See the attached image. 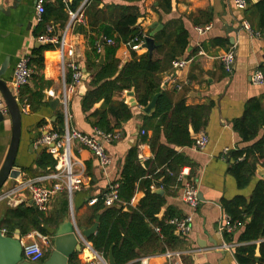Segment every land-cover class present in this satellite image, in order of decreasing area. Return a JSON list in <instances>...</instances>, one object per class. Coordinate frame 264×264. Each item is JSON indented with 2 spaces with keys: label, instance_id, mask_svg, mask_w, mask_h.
Segmentation results:
<instances>
[{
  "label": "crops",
  "instance_id": "1",
  "mask_svg": "<svg viewBox=\"0 0 264 264\" xmlns=\"http://www.w3.org/2000/svg\"><path fill=\"white\" fill-rule=\"evenodd\" d=\"M58 1L60 0H47L45 3L44 9L46 6H51L54 12L46 24L45 34L42 36L47 35L46 28L48 26L53 27V36L60 38L65 34L64 48L66 52L63 59L59 56L58 44L38 42V38L41 36L36 35L39 23L35 14L36 0H0V68L7 59V66L1 78L7 83L15 97L18 92L13 88L11 81L13 69L18 60L24 55H28L30 59L35 58L33 54L35 50L44 45L53 46V49L42 53L43 61L40 69L32 66L33 75L27 88L32 92H40L43 98L37 110L27 109V112L22 115V133L16 158V168L20 170V176L17 179L8 180L0 193V219L9 207L33 206L30 204L29 191L23 185L28 182H37L39 185L49 183L47 178L51 175V169L44 171L35 165V160L43 148L34 147V142L56 128L58 115L62 114L59 102L60 93L63 85L69 84L67 78L72 72L69 67L71 63L86 78L69 98L70 126L77 131L91 133L94 130L93 123L95 121L91 114L102 109L103 102L101 101L94 105L93 110L84 111L82 98L87 91L93 89L89 82L99 70V66L104 63L102 44L105 39L97 34L96 26H87L83 17L82 20L72 22L69 26L68 11L71 10L67 7V2H71V0L63 2L65 4L64 13L68 19L61 26ZM87 1L84 0L80 6L84 7ZM157 1L143 0L141 3L135 4L139 7L141 15L136 26L144 36H148L154 31L161 30L166 22L180 19L188 33V46L183 56L178 58L190 60L185 69L178 71H174L172 62L170 63L167 71L161 74V90L169 93L173 102L184 97L186 106L205 105L212 102L213 108L202 130L208 136V143L203 150H196L193 147H172L193 164L192 166L185 165L180 169V171L186 170L187 176L177 181L176 186L168 187L166 191L160 188L161 185L153 184L150 187L152 192L161 194L165 199V207L158 218H161L165 209L169 207L181 216L192 215L190 232L183 237L174 232L182 241L178 248H167L163 252L147 254L138 251L139 258L128 264H138V260L144 257L148 258L149 264H239L234 253L238 247L246 245L239 241L242 229L239 228L230 234L221 236L217 233V224L225 215L221 205L222 200H231L237 195L248 199L257 181H264V159L257 164L255 174L245 189H239L235 179L227 173L229 152L250 144L241 143L239 136L232 128V121L242 115L244 105L249 99L264 94V86H255L250 81L254 71L264 67V35L253 30L258 36L251 35L242 28L244 21L250 24L249 20H254L253 14L234 8L231 0H170L171 11L168 14L157 11V7L154 8ZM253 2L256 3L258 0ZM124 5H129V3L125 0H98L96 9L94 8L88 13L89 21H94L92 15L95 13L100 21L98 12L104 8ZM200 12H206V15L210 13L212 21L202 24L205 16L203 18L199 16ZM112 13V17H114L116 12H105L101 16L102 23L108 21L107 19L111 17ZM195 19L201 25L194 24L193 20ZM79 26L83 28V31L78 28ZM204 27H209V29L202 33L197 32V28ZM94 38H96V42L95 45H92L91 42ZM217 39H228V46L221 47L213 44V41ZM108 44H112V42ZM142 45L139 49L134 50L138 56L148 53ZM232 46H235V63L233 71L228 75L222 69L221 58ZM70 49L72 55L67 53ZM132 51L127 44H120L115 53V58L120 62L119 69L131 60ZM101 56H103L102 62H100ZM92 64L93 67H91ZM128 92L119 93L114 100L123 101L131 109L132 118L126 123H121L119 127H115L116 120L109 116L110 125L113 127L112 132H118L120 138L105 145V151L111 160L105 173L101 171L96 158L89 150L77 143L71 145L72 171L73 174L82 175V184L72 194L73 215L71 217L69 216L67 197L64 193L56 196L46 212L49 215L61 212V219L55 227L51 228L53 237L56 228L63 222L65 216L70 217L71 222L80 232L94 225L96 220L91 221V207L111 184H117L121 178L125 157L130 149H136L137 160L142 167H145L148 161L153 160L148 142H143L142 137L148 136L149 138L151 135L150 130H145L146 124L151 122L145 121V118H150L154 112L150 115L145 114L144 107L138 106L135 94L132 98L127 95ZM158 94L160 95V93ZM131 100H135V106L129 105ZM54 101L58 102L55 108L51 106ZM0 102H3L1 97ZM2 109L4 121L0 123V165L5 157L11 133L10 119L3 105ZM189 132L194 141L197 133H193L190 128ZM261 135L262 132L259 133L258 138ZM161 143L165 144L163 137H161ZM22 169L27 171L22 172ZM189 179L193 181L198 191V197L201 198H199L200 203L195 210L182 200L184 182ZM139 184L136 183L131 198L134 201H129L128 204L122 203L125 207L124 211H128V208H136L144 197V191L139 188ZM118 203L121 204L120 201ZM32 233L28 235L30 236ZM28 235L20 237L21 243L28 240ZM158 236L160 239L163 238L160 232ZM53 237L50 239L53 240ZM80 237L92 245L89 241L90 237L88 239L82 235ZM262 242L264 241L258 240L252 243L256 258L259 257ZM49 249L51 253L53 242ZM82 250H84L83 243H81ZM83 252L85 254V251ZM168 252L178 255L168 258L166 256ZM105 259L108 262V258ZM255 264L262 263L255 261Z\"/></svg>",
  "mask_w": 264,
  "mask_h": 264
},
{
  "label": "trees",
  "instance_id": "2",
  "mask_svg": "<svg viewBox=\"0 0 264 264\" xmlns=\"http://www.w3.org/2000/svg\"><path fill=\"white\" fill-rule=\"evenodd\" d=\"M83 1L71 0L67 2V7L75 11ZM125 1L129 5L100 10L98 12L100 21L96 13L92 15L93 22H90L88 18V13L96 9L98 0H88L83 7V19L86 25L96 26L97 34L105 39L102 44L104 63L99 66V70L89 82L93 89L87 91L82 98L84 111L93 110L95 104L103 102L102 109L91 114L95 120L94 129L113 133L109 116L116 120L115 127H119L121 123H126L132 118L131 109L123 101L114 100L119 93L132 90L140 107H146L152 98L160 93L153 115L145 118V121L151 122L145 126V130H150L151 135L149 138L142 137L143 142H148L153 160L142 167L137 160L136 149H130L125 157L121 178L117 181V196L121 204L116 203L111 207H105L102 195L91 207V221L94 222L97 218L99 221L97 231L89 241L94 250L101 253L104 258H108L111 253L114 264H128L139 258L138 251L145 254L163 252L167 248L175 249L182 244L179 236L174 234V228L166 223L167 220L181 217V215L169 207L165 209L163 216L158 218L165 207V199L161 194L152 192L150 187L153 184L161 185L163 191H166L168 187L178 184L177 175L180 169L185 165L193 164L172 147H192L194 141L190 136L189 128L195 134L203 130L213 108L212 102L205 105L186 106L184 97L173 102L170 94L161 90V74L167 71L173 60L183 56L188 46V33L180 19L166 22L161 30L154 34L155 43L158 46L155 53L151 56L148 53L138 56L132 51L131 60L119 69L120 62L115 58V53L120 44H127L131 48L135 45L133 39L136 37L142 39L143 36L139 27L136 26L141 15L139 7L135 5L143 0ZM253 1L255 0H246L248 7L245 12L253 14L254 20H249L251 29L264 35V0H258L256 3ZM170 4V0H158L154 8L157 7V11L168 14L171 11ZM64 8L65 4L61 0L58 1L61 26L68 19ZM111 11L116 12V15L112 17V13L108 21L102 23L101 16ZM53 12L54 9L51 6H46L41 21L37 25V36L45 34V26L52 18ZM206 14V12L198 14L202 18L205 16L202 24L212 21V15ZM193 23L201 25L196 19ZM78 28L83 31L81 26ZM108 41L112 44H108ZM95 42L96 38L91 44L95 45ZM213 44L227 47L229 43L228 39H217L213 41ZM51 49L53 46L44 45L35 50L33 52L35 58L30 59V66L40 69L43 61L42 53ZM260 70L264 75V67ZM67 81L71 83L72 72ZM16 98L19 105L25 104L34 111L41 105L43 95L40 92H32L25 85L19 88ZM232 128L239 136L241 143H250L241 149L231 150L227 157L229 163L227 173L235 179L239 189H245L255 174L257 164L264 159V94L251 98L245 103L242 115L232 121ZM54 131L63 132L62 114L58 115ZM260 132L262 135L258 138ZM161 137L164 138L165 144L161 143ZM54 164V160L45 150H42L35 160V165L44 171L53 169ZM160 179L162 180L159 182ZM136 183H140L139 188L144 191V197L136 208H128V211H124L125 207L122 203H129ZM221 205L223 212L231 220L242 223L239 241L246 245L235 250L234 256L237 262L255 264L256 261L264 264V242L260 244V254L257 258L254 256L252 244L258 240L264 241V181H257L248 199L237 195L231 200H222ZM55 213L49 215L38 211L34 206L9 207L0 219V231L7 237H12L15 230H18L20 237L36 231L52 238L51 228L55 227L61 219V212ZM155 227L159 228L162 239L155 233L153 229ZM51 242H53L52 239ZM83 251L75 252L68 264H85L88 260ZM49 254L50 249L46 251L41 262Z\"/></svg>",
  "mask_w": 264,
  "mask_h": 264
},
{
  "label": "built area",
  "instance_id": "3",
  "mask_svg": "<svg viewBox=\"0 0 264 264\" xmlns=\"http://www.w3.org/2000/svg\"><path fill=\"white\" fill-rule=\"evenodd\" d=\"M47 0H36L35 4V14L37 21H41V17L45 11L44 6ZM66 3L67 0H61ZM233 5L240 10H244L247 6L245 0H232ZM69 15V26L71 23L76 22L77 20H82L83 17V5L80 6L75 12L68 11ZM244 29L249 31L251 34L258 36V34L253 33L249 29V25L244 22ZM209 27L197 28L198 33H202L205 30H208ZM47 35L41 36L38 38L40 43H49V44H58L59 45V56L63 59L66 52L65 46V34L60 38L53 36V27L48 26L46 28ZM146 36H142V39L136 37L133 39L135 43L131 47V50H137L143 44V39ZM111 43V41H108ZM69 55H72V50L70 49L67 52ZM223 70L230 74L233 70L235 63V50H228L221 58ZM30 57L28 55L22 56L16 66L13 69L12 73V86L18 92L19 88L29 84L31 77L33 75V68L30 66ZM190 60L186 58H176L172 61L171 65L174 71L185 69ZM72 71V81L68 85H63L59 102L62 108V117H63V132L58 133L56 131H50L45 133L40 137L36 142H34V147H41L47 154L51 156L55 164L53 169H51V175L47 178L49 183L45 185H39L37 182H28L23 185L30 194V204L33 205L38 211L46 213L51 207V203L56 198L57 195L64 193L67 197V202L69 204V209H72V194L75 190L79 189V186L82 184V175L73 174L72 167L73 163L71 160V145L77 143L80 146L89 150L98 162V166L102 172L105 173L106 167L110 164L111 160L105 151V145L111 144L120 138L118 132L113 133H104L98 129H94L91 133H84L77 131L72 128L69 124L71 116L68 112V103L69 98L72 94L75 93L77 86L81 83V72L80 70L71 63L69 65ZM250 81L255 86H264V75L262 71L257 70L250 77ZM177 87V86H175ZM18 94V93H17ZM16 98V97H15ZM17 100V98H16ZM22 114L27 112V105H19ZM142 134L144 132L142 131ZM208 143V137L203 132L200 131L197 133L196 138L194 139L193 148L196 150H203ZM187 176V171L182 170L177 175V181H180L183 177ZM184 192L182 200L193 210H195L199 205L198 191L193 181L187 180L184 182ZM118 184H111L103 194V204L105 207H111L114 204L118 203L117 196ZM162 189V187H160ZM134 199H131L130 202H133ZM192 218L188 215L181 217H174L166 221V223L172 226L175 232L180 236L187 235L191 230ZM242 227V223L239 221H233L226 214L222 216L221 220L217 224V232L219 235H227ZM154 231L159 234V228H154ZM83 240V247L86 253V259L88 260L85 264H108L107 259L104 256L94 250L92 245ZM51 239L48 236L42 235L39 232H33L30 236L28 235L27 241H22V257L28 260L29 262H41L43 260L46 251L48 250ZM177 256L178 254L167 253L166 256L171 258V256ZM138 264H149L148 258H140Z\"/></svg>",
  "mask_w": 264,
  "mask_h": 264
},
{
  "label": "water",
  "instance_id": "4",
  "mask_svg": "<svg viewBox=\"0 0 264 264\" xmlns=\"http://www.w3.org/2000/svg\"><path fill=\"white\" fill-rule=\"evenodd\" d=\"M156 31L150 33L143 39L142 47L151 56L157 49L154 41V34ZM232 43V40L230 41ZM103 61V56L100 57V62ZM7 66V59L0 68V97L3 102H0V123L4 121L3 107H5L6 114L10 119L11 133L9 145L0 165V193L5 183L8 180L17 179L20 176V171L16 168V158L19 151L21 133H22V112L20 106L9 90L7 83L1 78L4 75ZM85 76H82L81 83L83 84ZM129 97L134 96L131 90L127 94ZM159 94H156L152 100L143 108V112L150 115L154 112L156 100ZM58 102L54 101L51 106L55 108ZM130 106H135V100H131ZM200 198V197H199ZM201 199V198H200ZM98 218L94 225L83 231H79L71 222L70 217L65 216L63 222L58 225L53 237V249L49 256L43 262H29L22 257V243L18 230H15L12 237H7L0 231V264H68L69 259L75 252L81 251V243H83L81 235L88 239L92 234L97 231ZM81 234V235H80ZM80 242V243H79ZM108 264H114L111 253L108 256Z\"/></svg>",
  "mask_w": 264,
  "mask_h": 264
},
{
  "label": "rangeland",
  "instance_id": "5",
  "mask_svg": "<svg viewBox=\"0 0 264 264\" xmlns=\"http://www.w3.org/2000/svg\"><path fill=\"white\" fill-rule=\"evenodd\" d=\"M246 1V0H245ZM231 2H232V0H231ZM247 3V2H246ZM232 5H233V3H232ZM233 7L234 8H236L234 5H233ZM247 7H248V4H247V6H246V8L244 9V10H246L247 9ZM237 9V8H236ZM238 10H240V9H238ZM244 10H242V11H244ZM244 22H246L248 25H249V29H250V31H252V29H251V26H250V24H249V22H247V21H244ZM243 22V23H244ZM243 23H242V28L244 29V27H243ZM245 31H247L246 29H244ZM247 32H249V31H247ZM253 32V31H252ZM250 33V32H249ZM254 33V32H253ZM251 34V33H250ZM251 35H253V34H251ZM256 36V35H255ZM235 48V46H232V47H230L228 50H230V49H234ZM221 63H222V61H221ZM234 68V67H233ZM233 71V70H232ZM257 71V70H256ZM256 71H254V73L256 72ZM226 73V72H225ZM253 73V74H254ZM227 74V73H226ZM231 74V73H230ZM230 74H228V75H230ZM252 74V75H253ZM27 109H29L28 108V106H27ZM202 131V130H201ZM204 132V131H203ZM205 133V132H204ZM206 134V133H205ZM208 137V136H207ZM73 215V211H72V209L70 210V212H69V216L71 217ZM188 216H190L191 218H192V215H188ZM191 226H192V222H191ZM218 233V232H217ZM226 235V234H225Z\"/></svg>",
  "mask_w": 264,
  "mask_h": 264
}]
</instances>
